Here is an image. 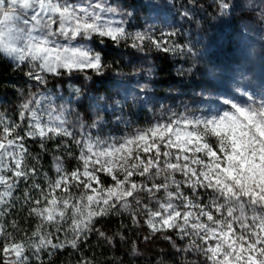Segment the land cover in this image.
Here are the masks:
<instances>
[{
	"label": "snow or ice",
	"instance_id": "1",
	"mask_svg": "<svg viewBox=\"0 0 264 264\" xmlns=\"http://www.w3.org/2000/svg\"><path fill=\"white\" fill-rule=\"evenodd\" d=\"M238 7L215 0L221 18ZM182 8L191 20L202 4L188 0ZM132 15L111 0H0V62L33 82L20 93L16 115H0V217L19 203L34 223L29 231L15 219L0 220V264H46L45 256L66 250L77 255L75 264H96L84 254L93 236L106 245L123 241L126 256L139 257L135 240L97 226L125 214L132 228H147L144 242L162 236L182 264H264V72L253 82L238 70L231 90L206 82L216 94L202 91L196 108L161 106L142 125L123 114L126 99L115 100L119 135L104 134L109 122L99 105L86 123L48 90L50 78L103 76L111 65L99 46L109 42L200 55L190 41L177 40L179 28L131 30ZM257 15L264 21V0ZM81 92L73 89L77 97ZM29 142L60 153L54 176L42 170Z\"/></svg>",
	"mask_w": 264,
	"mask_h": 264
},
{
	"label": "rangeland",
	"instance_id": "2",
	"mask_svg": "<svg viewBox=\"0 0 264 264\" xmlns=\"http://www.w3.org/2000/svg\"><path fill=\"white\" fill-rule=\"evenodd\" d=\"M206 1L200 0L202 8L194 13L191 20H186L180 13L183 10L182 6L187 4L188 0H138L137 2L111 0L113 4L125 7L133 13L129 20L131 30H144L148 25H154L157 29L179 28L181 35L177 40L185 43L190 41L196 46L200 55L195 60L169 55L175 62L178 73L191 71V74H178L186 85L181 88H168L161 95L154 92L136 75L135 68L138 63L134 64L133 70L116 74L115 79L111 81L110 94L107 98L110 101L109 107L105 109L99 107V114L109 122L104 130L105 135H119L123 131V127L116 123V117L121 115V110L116 108L115 100L124 102L126 99L127 104L123 107V114L126 118L142 125L151 118L153 112H158L161 106L180 109L183 105H190L196 108L203 99L200 96L202 91L206 95L216 94L211 88L204 89L206 82L213 85H221L223 82V86L231 90V77L237 75L238 70H242L249 80L258 82L261 73L264 72V21H261L257 15L261 0H240V7L236 10L243 12V17L239 20L241 29L233 33L230 43L224 44H218L216 41L214 26L217 25L219 17L217 12H214V6L208 13L205 12L204 9L209 4ZM211 1L209 0L210 3ZM130 51H134L131 55L136 56L135 50L130 49ZM138 96H144V102L135 99ZM62 98L70 103L86 123H91L97 116L96 107H92L88 117L85 118L69 95ZM72 119H75V115Z\"/></svg>",
	"mask_w": 264,
	"mask_h": 264
},
{
	"label": "trees",
	"instance_id": "3",
	"mask_svg": "<svg viewBox=\"0 0 264 264\" xmlns=\"http://www.w3.org/2000/svg\"><path fill=\"white\" fill-rule=\"evenodd\" d=\"M128 1L137 2L138 0ZM232 2L241 4L240 0H233ZM206 3H209L204 9L206 13L212 6L215 8V0H212L211 3L207 0ZM215 10L216 8L214 12H217ZM242 13V10L240 12L236 10L228 17H219L217 25L214 26L218 44L230 43L233 33L240 31L239 20L243 17ZM99 50H102L105 61L111 65V68L106 70L103 76L93 75L92 80L88 81L82 75L77 74L71 78L67 76L50 78L48 83V90L56 96L65 97L69 95L76 108L81 111L85 118L88 117L92 107L97 105L103 109L109 107L110 101L107 98L110 94L111 81L119 72L133 70L135 63H138L135 68L136 75L143 79L148 87L158 95H161L168 88H181L186 85L178 75L176 64L169 55L155 51H136V56H132L131 53L134 51L123 46L117 48L110 42L99 46ZM89 74L91 75V73ZM32 83L26 76L10 67L8 63L0 62V115L14 117L22 99L20 93L31 88ZM76 88L82 90L79 97L73 94V89ZM28 147L33 156L39 157L42 170L48 172L50 176H54L56 156L60 153L52 146L47 152H43L34 142H29ZM74 163L72 158L65 160V166L68 168H71ZM102 179L105 183L111 182L110 178L102 177ZM16 195L19 196L20 193L17 192ZM13 219L18 221L22 228L29 231L34 227L33 220L27 216L26 208L19 203L7 217H0V220H6L9 224ZM122 225L126 227H122ZM97 226L109 234L115 233L117 230L123 232L129 242L136 241L142 250V255L139 257L126 256L129 249L123 241L112 246L106 245L99 238L93 236L90 245L85 248L84 254L88 255L89 258L94 257L96 264H114V262L120 264L121 261H124V264H128L129 261L132 264H182L181 258L178 255H173V250L170 249L168 242L162 236L144 242L142 237L147 233V228H132L126 214L121 217H111ZM77 258V255L71 253L70 250L51 257H44L46 264H75Z\"/></svg>",
	"mask_w": 264,
	"mask_h": 264
}]
</instances>
